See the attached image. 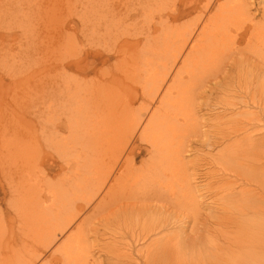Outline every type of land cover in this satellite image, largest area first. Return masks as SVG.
I'll return each instance as SVG.
<instances>
[{
    "label": "bare ground",
    "instance_id": "6f19581e",
    "mask_svg": "<svg viewBox=\"0 0 264 264\" xmlns=\"http://www.w3.org/2000/svg\"><path fill=\"white\" fill-rule=\"evenodd\" d=\"M198 1L202 0H172L173 5L163 13L165 9L159 8L161 0H142L141 5L159 6L158 16L165 23L161 30L156 28L155 32L159 30L156 34L148 31L143 38L136 37V41L127 39L109 48L103 46V50H88L76 59H70L65 53L56 60L46 58L43 66L57 61L62 68L72 69L79 76L90 74L99 64L106 65L115 59V66L126 71L124 77L128 81H137L149 101L139 108H132V101L138 100L140 93L134 89L127 98H119L118 90H113L110 83L118 85L121 81L106 69L102 73L104 78L100 74L101 78L97 76L93 82L80 77L75 80L72 94L67 93L62 98L72 100L67 119L59 123H41V138L51 150L36 154L32 143L18 138L17 134L0 137V200L6 203L4 208L0 207V264H100L101 257L93 253L89 237L92 220L110 205L136 196V189L143 192L152 187L149 193L156 189L162 193H158L161 200L167 198L179 207L196 204L197 196L185 171L183 144L196 122L194 100L197 89L205 86L208 77H216L224 71L221 69L225 66V58H228L229 50L232 53V45L238 43L235 42L238 35L246 43V50L264 59V24L251 18L248 0H207L204 6L208 9L199 11L202 15L191 25H177L196 9ZM246 14L248 17L244 20L249 23H243L242 29L236 19L240 15L242 21ZM235 26L241 32L234 34ZM131 46L135 49L126 56L125 50ZM236 51H240L239 48ZM38 62L33 61L27 69L36 71ZM132 64L136 65L133 71ZM128 66L131 70L126 68ZM249 72L247 74L253 71ZM219 83L218 80L213 84ZM228 84L225 83L224 88ZM246 85L249 89L250 85ZM248 95L249 90L243 91L234 102L225 104L223 113L225 117L230 115L229 119L235 114L233 105L247 108L237 116L240 123L224 130L223 140L209 143L216 146L228 140L225 149L229 150L230 158L235 149L233 144L264 129V124L260 127L263 120L260 110L264 109L262 90L258 98H255L256 91ZM251 104L259 110H251ZM252 121H257V126L250 127ZM144 142L151 147L150 156L142 166L136 167L131 154L139 143ZM262 200V196L257 197L259 204ZM125 217L124 220L129 221ZM134 221L129 242L125 243L127 247L116 237L97 247L106 251L105 264H138L136 243L170 237L167 220L158 219L156 226L150 224L155 226L153 229V226L151 230L145 227L148 231L137 234ZM144 223L147 225V221ZM171 235L162 255L144 254L143 260L153 264L155 261L158 264L173 261L184 264L179 257L194 243L188 242L183 228ZM262 237L259 247L264 253V232Z\"/></svg>",
    "mask_w": 264,
    "mask_h": 264
},
{
    "label": "rangeland",
    "instance_id": "374dc122",
    "mask_svg": "<svg viewBox=\"0 0 264 264\" xmlns=\"http://www.w3.org/2000/svg\"><path fill=\"white\" fill-rule=\"evenodd\" d=\"M161 1L162 5L159 7L141 5L142 0H0V137L17 134L18 138L32 143L36 154L51 150L41 138V123H59L67 119L69 102L72 100L62 98L67 93L72 94L75 80L80 77L86 82H93L97 76L101 78L100 74L106 69L121 81L118 85L110 83L113 90H118L119 98H127L129 92L136 89L140 97L132 101V108L146 104L149 100L144 97L140 85L136 80L134 82L128 78V81L124 77L127 73L115 66V59L106 65L99 64L96 71L90 74L80 76L72 69L62 68L57 61L44 66L42 64L48 57L49 60H56L62 53L70 59H76L88 50H103L127 39L130 42L136 41V37L143 38L148 31L156 34L164 26L162 23H165L159 17V8L165 9L162 11L165 13L173 5L172 0ZM203 1H198L196 9L177 25H191L198 19L202 15L199 13L208 9L204 6L207 0ZM248 6L254 22L264 24V0H248ZM212 11H216V6ZM247 17L248 14L241 21L242 17L239 15L236 24H241L242 28L243 23H249L244 20ZM237 26L234 27V34L241 32L235 29ZM156 28L159 30L155 32ZM238 36L235 40L238 43H234L232 49L239 48L240 51H228L225 66L221 69L225 72H220L216 77H208L205 86L196 92V122L183 144L185 171L192 181L193 191L197 196L196 204L179 207L167 198L161 200L159 195L162 193L156 189L151 192V187L143 192L136 189V196L110 205L111 209L108 207L109 209L94 217L89 231L93 253H96V257H101L100 264H105L106 251L101 247L100 252L97 247L104 246L111 237L120 239L123 244L129 242L133 220H136L134 224L136 222L137 234L148 231L145 227L150 229L151 226H156L158 219L167 220L170 224L167 232L170 237L160 241L136 243L138 264L145 262L142 258L144 254L162 255L170 243L173 236L171 234L181 228L187 234L188 242L194 243L179 257L184 264H212L214 261L213 264H264V253L260 252L259 247L264 232V129L262 131L260 128L233 144L232 148L235 149L231 158L229 150L225 149L228 140L216 146L209 144L215 140H223L224 130L240 123L237 116L247 108H239V104L233 105L236 108L233 114L235 117L232 115L233 119H229L230 115L225 117L223 113L226 103L231 100L234 102L246 90H249V95L256 91L255 98H258L261 90L264 95V83H261L264 82V59L246 50V43ZM134 49V46L127 47L125 55H131ZM72 54L75 55L71 56ZM33 61H39L36 71L27 69ZM126 68L131 70L130 66ZM246 68L249 69L247 72L252 70L254 75L253 72H249L251 75L247 74ZM238 69H242V73ZM245 76L247 81L254 77L248 83ZM238 77L242 78L241 81ZM213 78L217 80L214 81ZM218 80L220 85L213 84ZM227 82L229 84L224 88ZM246 84L250 85L249 89ZM155 104H158V100ZM251 106V110H256L257 107ZM260 111L263 118L260 127H263L264 109ZM257 124V121H252L249 125L253 128ZM150 148L146 142L139 143L131 154L135 158L136 167L142 166L144 160L148 159ZM258 196L263 197L260 204ZM5 206V200H0V207ZM130 210L134 212H129ZM4 213L7 215V211ZM124 216L129 221L124 220ZM145 220L148 226L143 225L146 224ZM257 225L260 227L257 228ZM258 229L261 232H254ZM163 240L166 241L163 243ZM154 264L158 262L155 261ZM160 264L179 263L173 261Z\"/></svg>",
    "mask_w": 264,
    "mask_h": 264
}]
</instances>
